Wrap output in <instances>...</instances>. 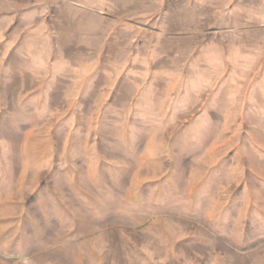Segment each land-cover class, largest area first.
I'll use <instances>...</instances> for the list:
<instances>
[{"label": "rangeland", "instance_id": "rangeland-1", "mask_svg": "<svg viewBox=\"0 0 264 264\" xmlns=\"http://www.w3.org/2000/svg\"><path fill=\"white\" fill-rule=\"evenodd\" d=\"M0 264H264V0H0Z\"/></svg>", "mask_w": 264, "mask_h": 264}]
</instances>
